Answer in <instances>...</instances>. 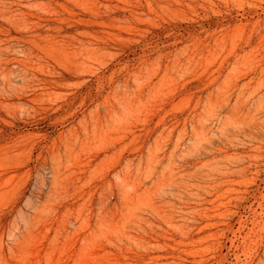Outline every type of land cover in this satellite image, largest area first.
I'll use <instances>...</instances> for the list:
<instances>
[{"label":"rangeland","instance_id":"obj_1","mask_svg":"<svg viewBox=\"0 0 264 264\" xmlns=\"http://www.w3.org/2000/svg\"><path fill=\"white\" fill-rule=\"evenodd\" d=\"M0 264H264V0H0Z\"/></svg>","mask_w":264,"mask_h":264},{"label":"bare ground","instance_id":"obj_2","mask_svg":"<svg viewBox=\"0 0 264 264\" xmlns=\"http://www.w3.org/2000/svg\"><path fill=\"white\" fill-rule=\"evenodd\" d=\"M21 65V64H20Z\"/></svg>","mask_w":264,"mask_h":264}]
</instances>
